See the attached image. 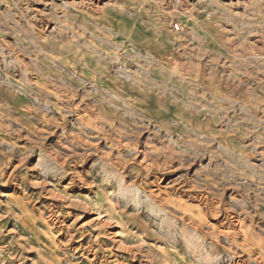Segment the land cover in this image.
Masks as SVG:
<instances>
[{"label": "rangeland", "instance_id": "374dc122", "mask_svg": "<svg viewBox=\"0 0 264 264\" xmlns=\"http://www.w3.org/2000/svg\"><path fill=\"white\" fill-rule=\"evenodd\" d=\"M235 30L264 0H0V264H264V107L186 67Z\"/></svg>", "mask_w": 264, "mask_h": 264}, {"label": "crops", "instance_id": "0c3cea01", "mask_svg": "<svg viewBox=\"0 0 264 264\" xmlns=\"http://www.w3.org/2000/svg\"><path fill=\"white\" fill-rule=\"evenodd\" d=\"M234 32L230 52L221 50L222 53L186 61L189 78L202 92L214 98L220 97L237 106L264 107V35L255 30L252 50L243 52L237 30ZM196 51L200 49H194L191 54Z\"/></svg>", "mask_w": 264, "mask_h": 264}, {"label": "built area", "instance_id": "2783aa9c", "mask_svg": "<svg viewBox=\"0 0 264 264\" xmlns=\"http://www.w3.org/2000/svg\"><path fill=\"white\" fill-rule=\"evenodd\" d=\"M174 29H175L176 31H180V30H181V25H180L179 23H176V24L174 25Z\"/></svg>", "mask_w": 264, "mask_h": 264}]
</instances>
